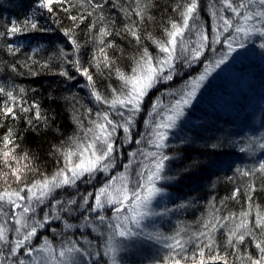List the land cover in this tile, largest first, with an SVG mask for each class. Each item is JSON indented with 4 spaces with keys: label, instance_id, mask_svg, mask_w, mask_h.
Masks as SVG:
<instances>
[{
    "label": "snow or ice",
    "instance_id": "1",
    "mask_svg": "<svg viewBox=\"0 0 264 264\" xmlns=\"http://www.w3.org/2000/svg\"><path fill=\"white\" fill-rule=\"evenodd\" d=\"M83 2L81 0V7ZM108 3L109 0H87L89 8L73 14V9L76 8L73 0H32L30 10L22 19H14L0 26V53L6 52L13 57L8 65L11 71L17 72L19 65L28 69L30 75L36 76L39 73L32 66L38 64L34 54L39 49L33 48L31 53H27L23 44L17 41L29 37L37 39V34L51 33L52 25H57L72 49L71 52H66L61 48L57 58L74 70V73L70 72L61 65L58 75L68 81H75L76 75L83 77L87 82L84 87H87L91 98L97 104L114 111L122 121H114L108 112H103L97 113V119L90 121L91 127L84 128L82 122H79L78 127L83 135L71 138L70 142L66 141L56 149L62 163L50 175L36 168L31 153L20 154L18 133L14 128L0 123V128L4 129L0 133V215L6 218L0 224V264H120L118 253L129 247L124 242L134 240L164 242L170 252L157 264H233L229 256L238 255L241 246L249 243L254 246L256 253L238 257L242 264H264V209L257 206L253 215V194L257 188L252 183L247 185L244 193L246 210L238 216L230 214L216 218L215 222L205 221L204 230L194 232L188 240L181 237L183 229L174 236H164L159 231H146L144 223L172 211L167 208L162 212L156 211L153 206L158 197L166 195L164 187L158 186V182L175 181L179 184L195 178L192 169L198 167V161L184 165L179 177L166 174V162L178 158L165 152L169 147V135L187 122L197 93L213 71L224 65L232 53L238 52V48H244L246 39L253 35L264 38V0H218L221 7L213 6L210 12V31L200 24V0H183L182 4L173 9L178 20L169 21L164 28V37L159 40L150 34L146 37L158 50L156 55L143 46L145 37L137 30L138 24L125 25L122 32L132 37L139 46L130 71L118 67L109 55V50L114 51L117 44L108 38L121 35V32H114L104 15ZM118 3L119 0H111L113 7ZM146 8V5L140 7L138 0L137 7L131 10V14L143 21ZM121 11L126 16L130 15L128 9L121 7ZM61 12L71 21L70 25H62L58 16ZM227 12L232 16H226ZM87 17H94L87 26L86 33L94 50L86 66L80 58L82 45L77 29ZM44 20L51 23L45 26L42 23ZM192 33L196 36L194 41L188 38ZM216 45H221L226 51L216 55ZM260 46L264 48V43ZM208 50L213 51L215 58L205 63L203 71L186 81L181 89L169 93L173 102L168 105H163L159 100L152 103V110L148 112L149 120L145 123L150 129L148 145L154 150L141 153L147 163L141 161L139 170H133L130 160L123 165L124 172L111 175L116 164L115 153L120 147L115 136L118 129L123 130V140L131 143V130L135 126L136 117L143 111L144 103L152 90L162 83L173 81L178 74V64L191 67L197 62L204 63L201 57L207 59ZM47 66L40 65L41 68ZM93 67L101 75L107 70L109 77L114 75L120 86L117 88L108 85L107 94L99 91L96 73L90 71ZM24 92L23 88L17 93L0 87V97L4 98L0 101V120L16 121L22 118L23 113L29 127H35L36 122L46 125L48 119L40 112L39 105H28L23 98ZM135 143L140 144L141 141L136 140ZM221 146V143L210 145L213 149ZM260 147L264 148V143ZM240 150L245 151L243 148ZM129 156L134 160L137 153L130 152ZM200 170L205 169L201 167ZM98 173H103L107 180L94 192H86L78 198L73 196L67 201L57 199L59 190H78L80 183H92L97 179ZM256 173L264 178V162L252 171L240 174L249 177ZM261 191H264V187ZM240 194V190L236 189L230 199H237ZM42 206H47L48 211H44ZM183 207V203L177 206ZM37 209L43 212L41 219L36 218ZM108 209L112 212L111 216L106 215ZM62 213H67L68 217L78 214L75 218L79 223L70 222ZM54 220L63 223L65 233L79 232V239L66 238L61 234L59 249L47 237L43 238L40 247L33 246L39 231ZM9 221L13 227L8 226ZM102 226H106L107 231ZM218 227L228 228L225 246L233 249V252L222 253L221 246L213 235ZM51 230L54 235L57 234L55 228ZM92 233L97 234L98 241L90 238ZM189 242H194L196 248L190 258L185 254V245ZM40 253L46 255L40 256Z\"/></svg>",
    "mask_w": 264,
    "mask_h": 264
},
{
    "label": "trees",
    "instance_id": "2",
    "mask_svg": "<svg viewBox=\"0 0 264 264\" xmlns=\"http://www.w3.org/2000/svg\"><path fill=\"white\" fill-rule=\"evenodd\" d=\"M73 2L76 5V8L73 9V14H78V11H84L89 8L87 0H84L82 7L81 0H73ZM182 3L183 0H139L140 7L147 6L145 18L143 21H140L138 17L131 14V10L137 7L138 0H119L116 7H113L111 0H109V3L105 6L104 15L108 18L109 25L113 31L121 32V35L108 38L109 40H114L117 44V48L114 51L109 50V55L116 61L117 66L125 71H130L132 59L138 55L139 46L135 40L122 32L125 25L138 24L137 30L145 37L143 46L147 47L153 55H156L158 50L151 40L146 39V37L150 34L157 40L162 39L164 37V28L169 21L178 20V15L173 9ZM31 4L32 0H0V26L14 19H22L30 10ZM216 4H218V0H200V24L207 28L209 27V22L211 23L209 13ZM121 7L128 9L130 15L126 16L121 11ZM58 16L63 26L66 27L71 24V21L65 17L64 13H58ZM93 19L94 17H87L80 28L77 29V36L82 45L80 58L86 66V62L90 60L94 50L93 43L86 36L87 26ZM42 23L47 26L51 22L44 20ZM52 27L53 31L51 33L37 34V39L29 37L22 41H17L23 44L27 53H31L33 48L39 49L34 54V58L38 61V64L32 66L33 70L39 73L38 75H30L28 69L19 67V65L17 66L18 71L12 72L8 65L9 61L13 60V57H10L6 52L0 53V87L14 90L17 93L20 88L25 89L23 98L27 104L31 105L35 103L39 105L40 112L48 119L46 125L36 122L35 127H29L26 123L27 117L21 113V119L16 121L0 120V123L15 129L19 135L20 154L23 155L25 152L31 153L36 168L46 175L53 173L56 167L62 163V158H59V153L56 152V149L66 141L70 142L71 138L83 135L78 127V123L82 122L84 128L91 127L90 121L96 120L97 113H101V110L105 109L104 105L97 104L91 96H88L86 92L84 93L82 85H86L87 82L83 77L76 75L75 81H68L58 75L61 65L74 73L70 65L63 64V61L57 58V54L61 48H64L66 52H71L72 49L68 45L66 38L60 33L59 27L57 25H52ZM262 43H264V38H259L255 46L258 54L249 58L257 62V58L261 57V62L263 63H259L260 66L264 67V48L260 46ZM216 50L220 51L219 45H217ZM42 64H47L48 66L41 68L40 65ZM90 71L96 73L97 87L102 93L107 94L108 85L117 88L120 86V82L114 75L109 77L107 70H104L103 75L97 73L94 67ZM177 72L178 74L174 76L173 81L164 85L166 89L173 90L181 86L179 82L184 77V74H186L185 66L178 64ZM180 74L183 76L178 77ZM177 81L178 84L176 86ZM74 84L75 87H73ZM232 86L234 87L233 89L223 90V95L229 100L226 102L222 98L220 101V103L226 104V111L221 112L220 109L210 110L209 105H205V107L201 106L200 108L196 107L198 110L195 116L196 125L188 130L189 138L186 139L185 143L169 146L165 149V152L169 156L178 157L170 162H166L167 175L179 177L183 172V166L191 165L194 161H198V167L192 169L195 178L191 180H186L179 184H176L175 181H161L159 185L164 187L166 193L169 192V194H175L176 196V200H171L170 197V201L174 200L175 202L169 201L167 203V208H171L173 211H170L169 215L162 217L160 221H156V227L153 229L159 231L164 236H174L177 231L183 229L181 237L184 240H188L194 232L204 230L203 224L205 221L211 220L215 222L216 218L229 216L230 214L238 216L240 212L247 209L244 193L247 191L249 183L254 184L257 188L256 193L253 194V215L257 206L264 209V191H261V188L264 187V183H262V179L264 178L259 173L249 177L240 174L243 171H252L257 168L256 165L252 164V158L249 155L254 142L247 141L244 135L248 130L251 132L263 130L264 132V98L260 109L257 108L255 101L252 99L255 92L261 91L264 95V71L245 75L242 73L238 75V80ZM153 94L154 91L149 94L145 102H148ZM3 99L0 97V101ZM3 131L4 129L0 128V133ZM135 131L136 128H132V142L137 136ZM142 140L143 146L146 145L145 138H142ZM118 143L120 141H117ZM213 143H221L222 146L213 149L210 147ZM133 147L129 148L130 151H137ZM241 148L245 149V151L242 152ZM129 149L121 148L120 145V151H118L115 164L119 169L131 160L135 161L132 163V169L134 170L143 160L139 153L140 151L136 152L137 156L134 160L130 158ZM244 158L249 165L242 169L240 168L238 172L235 167L236 163H238L239 159ZM201 167L205 170L201 171ZM95 183L96 181L90 184L80 183L78 190H59L57 199L67 201L73 196H77L78 198L79 195L92 192L95 188ZM236 189L240 190V196L237 199H230L233 191ZM179 203H184L186 206L182 210L175 209L174 207ZM42 207L44 211H48L47 206ZM185 210L189 211L183 214ZM37 213L36 218H42L43 212L40 209H37ZM62 215L72 223H79V220L75 218L78 214H73V217H68L67 213H62ZM106 215L111 216V210H106ZM1 217L3 215H0V224L3 223ZM221 223L225 222L221 221ZM11 225L8 222V226L10 227ZM229 226L231 225L229 224ZM48 227L55 228L58 231H56L55 237L51 236L53 240H61V234L66 238L75 237L79 239V232L65 233L63 223L56 220L46 226L43 232L39 231L38 236L42 234L47 235L50 231ZM227 231L228 228L218 227V230L213 233L218 244L221 246L223 254L234 251L225 246ZM90 238L98 241V237L97 235L95 237L94 233L90 235ZM128 245L129 247L126 250L121 251V258L118 259L120 264H157L158 261L163 260L165 255L170 252L164 246V242L156 243L134 240L128 241ZM185 248V254L189 258L196 251L194 242H189L185 245ZM249 253H256V249L250 243L242 245L239 254L229 256V260L233 264H242V260L238 257H243Z\"/></svg>",
    "mask_w": 264,
    "mask_h": 264
},
{
    "label": "rangeland",
    "instance_id": "3",
    "mask_svg": "<svg viewBox=\"0 0 264 264\" xmlns=\"http://www.w3.org/2000/svg\"><path fill=\"white\" fill-rule=\"evenodd\" d=\"M238 2V0H237ZM216 8L221 7V5L218 3L215 5ZM212 10V9H211ZM210 15V13H209ZM226 16L231 17L232 14L229 13H225ZM211 19V16H210ZM212 22V21H211ZM208 30L210 31V26L211 23L209 22L208 24ZM190 40H195L196 36L194 33L189 34L188 37ZM260 37L258 35H253L250 38L245 40V46L244 48H238L237 49V53H232V56L229 57L228 61L225 62L224 65H221L220 68L216 69L215 71H213L212 75L208 77V80H206L204 82L203 87L200 89V91L197 93V99L194 101V106L190 109L189 111V118L187 120V122L185 124H183L182 127H179L177 129H174L170 135H169V146H174L180 143H185L186 139L189 138V132L188 130L192 129L195 125H196V114L198 113V110L196 109V107H205V105H209L210 110L211 109H215L218 110L220 109L221 111L225 110L226 104L224 103H220L221 99L223 98L224 101H228L229 99H227L224 95H223V90H230L233 89L234 87L232 86L233 83H235V81L238 80V75H241L242 73L245 74H250V73H261L264 71V67L260 66V63L262 61V58L259 57L257 58V62L254 60H251L249 57L250 56H255L258 54V51L255 49V46L257 44V41ZM217 47V45H216ZM215 47V48H216ZM219 50H216V55L219 54V52L221 51H226L225 48H223L222 46L219 45ZM206 57L207 59H205V57H201V59L204 61V63H194L191 67H187L185 66V72L186 74H184V77L182 78V80L179 82L181 83V86L178 88H174L173 90H168L166 89V87L164 86L165 84L168 83H162L158 86H160V88L157 89V87L155 89H157L155 91V89H153L152 91H154V94L149 98L148 102L144 103L143 106V111L136 117V121H135V128H136V138L133 140V142L129 143L125 140H123L124 137V133L122 129H118L117 133L115 134V136L117 137L116 139V143L117 141H120V143H118L117 145H121V148L124 147V149L127 150V148H132L140 151V155L141 153H146L148 151L154 150L151 149L148 145V137L150 134V129L149 127L146 126V121L149 120L148 117V112L151 111V105L154 101L159 100L163 105H168L169 103L173 102V97L171 95H169V93L171 92H176L179 89H181L186 81L191 80L193 77L198 76L204 68V64L205 63H209L210 61H212L215 57H214V53L212 50H208L206 52ZM255 62V63H252ZM263 63V62H261ZM255 64V65H254ZM187 67V68H186ZM183 75H179L178 77H182ZM175 78V77H174ZM178 84V81L176 82V86ZM83 87V91L84 93L86 92L88 96H90L89 91L87 89V87H84V85H82ZM264 98V95L262 94L261 91L255 92L254 95L252 96L253 101H255V104L257 105V108L260 109V106L262 104V100ZM105 109L101 110V113L103 112H108L110 115V118L113 119L114 121H121V118L111 109H108L105 105H104ZM195 107V109H194ZM122 122V121H121ZM133 127V128H134ZM244 137H246L245 139L247 141H253L254 142V146L253 148L249 151V153L255 158V161L257 162V164L259 165L261 162H264V148L260 147L261 143H264V132L263 130H257L256 132H251L250 130L245 132ZM145 138L146 141V145L143 146V140ZM136 140H140L141 143L137 144L135 143ZM120 151V150H119ZM135 151V152H137ZM130 149L128 150V153H130ZM123 154V152H122ZM118 156V152L116 153V157ZM121 156V155H120ZM143 158V162L147 163V161L144 159V156L141 155ZM131 158V157H130ZM121 160V159H120ZM119 160V161H120ZM243 161V159H242ZM135 161H132V163H134ZM240 163H238L239 165ZM236 167V166H235ZM134 170H139V165L137 166V168H135ZM125 169L124 167L122 168H118L117 165L111 170V175H118L120 172H124ZM134 175V172H133ZM107 180V177L103 174V173H98L97 174V179L94 180L96 181L95 183V188L92 190V192H94L96 189H98L100 186H102L105 181ZM161 184V182H158V186ZM166 193V192H165ZM170 197L171 200L175 199L176 200V196L175 194H169V192L166 193L165 196L163 197H158L157 201H154V208L156 211H164L165 208L168 207V202L170 201ZM174 201V200H173ZM170 201V202H173ZM175 202V201H174ZM181 204V203H179ZM177 204L174 208L175 209H183V208H177V206L179 205ZM184 204V203H183ZM186 206V204H184ZM167 209H171V208H167ZM110 210V209H108ZM173 211V210H172ZM175 212H177V210H175ZM185 213V211H183V214ZM170 214V211L163 216H157V217H153L151 220H146L144 223L146 225V230H153L156 226V221H160L162 219V217H165L167 215ZM40 217V216H39ZM2 218V222H5V217H1ZM37 219H41V218H37ZM9 223H11L9 221ZM10 227H13V225H11ZM103 227V226H102ZM105 227V231H107L106 226ZM48 229H50L49 233H47V235H39V238L34 239L33 241V246L35 247H40L43 244V238L47 237L54 245V247L56 249H59L60 244H61V240L56 241L53 240L51 238V236H54V233L52 232V227H48ZM43 232V229L40 230ZM57 231V230H56ZM58 232V231H57ZM95 237L97 234H94ZM11 236V235H10ZM55 237V236H54ZM98 237V236H97ZM56 241V242H55ZM125 244H128V241L124 242ZM121 252L118 253V259L121 258ZM40 256H45V253H40ZM27 259V258H25Z\"/></svg>",
    "mask_w": 264,
    "mask_h": 264
},
{
    "label": "bare ground",
    "instance_id": "4",
    "mask_svg": "<svg viewBox=\"0 0 264 264\" xmlns=\"http://www.w3.org/2000/svg\"><path fill=\"white\" fill-rule=\"evenodd\" d=\"M222 108H225V110H223V112L224 111H226V107H222ZM222 112V111H221ZM189 210H185V213H187Z\"/></svg>",
    "mask_w": 264,
    "mask_h": 264
}]
</instances>
